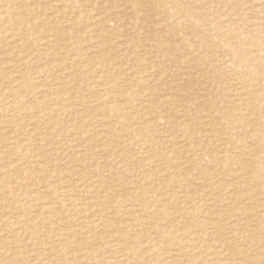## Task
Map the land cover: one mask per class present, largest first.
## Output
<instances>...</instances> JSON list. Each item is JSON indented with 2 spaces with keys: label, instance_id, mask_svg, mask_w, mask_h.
Masks as SVG:
<instances>
[{
  "label": "rangeland",
  "instance_id": "1",
  "mask_svg": "<svg viewBox=\"0 0 264 264\" xmlns=\"http://www.w3.org/2000/svg\"><path fill=\"white\" fill-rule=\"evenodd\" d=\"M159 1L0 0V264H264V0Z\"/></svg>",
  "mask_w": 264,
  "mask_h": 264
},
{
  "label": "bare ground",
  "instance_id": "2",
  "mask_svg": "<svg viewBox=\"0 0 264 264\" xmlns=\"http://www.w3.org/2000/svg\"><path fill=\"white\" fill-rule=\"evenodd\" d=\"M157 1H158V0H157ZM167 1H168V0H167ZM170 1H175V0H170ZM177 1H178V0H177ZM22 2H24V1H22ZM140 2H141V0H140ZM159 2H162V0H160ZM163 2H164V1H163ZM180 2H181V1H180ZM185 2H186V1H185ZM189 2H190V1H189ZM200 2H201V0H195L194 3H196V4H194V5H197V4L200 3ZM142 3H143V2H142ZM164 3H165V2H164ZM187 3H188V2H187ZM187 3H186V7L188 6ZM214 3H215V2H214ZM219 3H220V2H219ZM189 4H190V3H189ZM177 5H178V4H177ZM190 5H191V4H190ZM211 5H212V4H211ZM260 5H261V4H260ZM184 7H185V6H184ZM206 7H207V5H206ZM208 7H209V6H208ZM165 8H166V7H165ZM167 8H168V7H167ZM171 8H172V7H171ZM171 8H169V9H171ZM174 9L176 10V6L174 7ZM179 9H180V8H179ZM192 9H193V7H192ZM192 9H190V11H191ZM200 10H201V8H200ZM140 11H141V9L139 8V12H140ZM162 12H164V11H162ZM175 12H177V11H175ZM193 12H194V11H193ZM197 12H199V11H197ZM197 12H196V14H197ZM225 12H226V10H225ZM165 13H166V12H165ZM215 13H216V12H215ZM229 13H230V12H229ZM257 13H259V12H257ZM178 14H180V12H178ZM191 14H192V13H191ZM231 14H232V13H231ZM231 14H230V15H231ZM153 15H154V13H153ZM184 15H185V14H184ZM194 15H195V14H192V17H193ZM227 15H229V14H227ZM142 16L145 17V18H149V17L147 16V14H145V13H142V14L139 15L140 18H143ZM189 16H190V15H189ZM199 16H200V13H199ZM231 16H232V15H231ZM175 17H176V16H175ZM180 17H181V15H180ZM184 17H185V16H184ZM236 17H237V16H236ZM176 18H177V17H176ZM176 18H175V19H176ZM185 18H186V17H185ZM190 18H191V17H190ZM196 18H197V17H196ZM198 18H199V17H198ZM202 18H203V17H202ZM143 19H144V18H143ZM187 19L189 20V18H187ZM254 19H255V18H254ZM188 20H187V21H188ZM194 20H195V19H194ZM179 21H180V20H179ZM183 21H184V19H183ZM191 21H192V18H191ZM210 21H211V20H210ZM141 22H143V21H141ZM188 22H189V21H188ZM198 22H199V21H198ZM211 22H212V21H211ZM215 22H216V21H215ZM217 22H218V21H217ZM3 23H4V22H3ZM185 23H186V22H185ZM193 23H194V22H193ZM141 24H142V23H141ZM197 24H198V23H197ZM251 25H252V24H251ZM183 26H184V25H183ZM223 26H225V25H223ZM199 27H200V26H199ZM227 27H228V25H227ZM200 28H201V27H200ZM207 28H208V27H207ZM207 28H206V30H207ZM222 28H223V27H222ZM222 28H221V29H222ZM242 28H243V27H242ZM219 29H220V28H219ZM259 29H260V27H259ZM212 30H213V29H212ZM227 30H228V29H227ZM260 30H261V29H260ZM194 31H195V30H194ZM206 32H207V31H206ZM210 32H212V31H210ZM217 32H219V31H217ZM214 33H216V32H214ZM223 33H224V32H223ZM0 34H1V33H0ZM140 34H141V33H140ZM207 34H209V33H207ZM202 36H203V35H202ZM202 36H200V37H202ZM211 36H212V35H211ZM222 36H223V35H222ZM206 37H207V36H206ZM206 37H205V38H206ZM9 38H10V37H9ZM211 38H212V37H211ZM211 38H210V39H211ZM225 38H226V37H225ZM201 39H202V38H201ZM7 40H8V39H7ZM7 40H6V41H7ZM10 41H11V40H10ZM13 42H14V40H13ZM197 42H198V41H197ZM223 43H224V42H223ZM187 45H188V44H187ZM141 46H142V45H141ZM200 46H201V45H200ZM190 47H191V46H190ZM207 47H208V46H207ZM191 48H192V47H191ZM193 48H194V47H193ZM243 48H244V47H243ZM180 50H181V49H180ZM199 50H200V49H199ZM235 50H236V49H235ZM186 51H187V50H186ZM207 51H208V50H207ZM236 51H237V50H236ZM182 52H183V51H182ZM192 52H193V51H192ZM221 52H222V51H221ZM230 53H231V52H230ZM240 53H241V52H240ZM183 54H184V53H183ZM232 54H233V53H232ZM174 55H175V54H174ZM210 56H211V55H210ZM191 57H192V56H191ZM232 57L234 58L233 55H232ZM164 58H165V56H164ZM174 58H175V56H174ZM192 58H193V57H192ZM157 59H158V58H157ZM165 59H166V58H165ZM204 59H206V58H204ZM238 59H239V58H238ZM161 60H162V59H161ZM190 60H193V59H190ZM236 60H237V59H236ZM4 61H5V60H4ZM150 61H152L151 58H150ZM156 61H157V60H156ZM193 61H194V60H193ZM238 61H239V60H238ZM27 62H28V61H27ZM139 62H140V61H139ZM161 62H162V61H161ZM184 62H185V61H184ZM191 62H192V61H191ZM234 62H235V61H234ZM8 63H9V62H8ZM162 63H163V62H162ZM180 63H181V62H180ZM182 63H183V62H182ZM194 63H195V62H194ZM209 63H210V62H208V64H209ZM246 63H247V62H245L244 65H246ZM1 64H2V63H1ZM6 64H7V63H6ZM152 64H153V63L151 62V65H152ZM206 64H207V63H206ZM233 64H234V63H233ZM137 65H139V64H137ZM158 65H159V63H158ZM183 65H184V64H183ZM187 65H188V64H187ZM211 65H213V64H211ZM211 65H210V66H211ZM0 66H1V65H0ZM2 66H3V65H2ZM7 66H8V65H7ZM9 66H10V65H9ZM197 66H198V64H197ZM231 66H232V65H231ZM10 67H13V66H10ZM55 67H57V66H55ZM60 67H61V66H59V69H60ZM62 67H63V66H62ZM139 67H140V66H139ZM152 67H154V66H152ZM175 67H176V66H175ZM239 67H240V66H239ZM14 68H15V67H14ZM166 68H167V67H166ZM181 68H182V67H181ZM181 68H180V69H181ZM198 68H199V67H198ZM204 68H205V67H204ZM223 68H224V67H223ZM230 68H231V67H230ZM10 69H11V68H10ZM15 69H16V68H15ZM59 69H58V70H59ZM66 69H67V68H66ZM161 69H162V68H161ZM170 69H172V68H170ZM185 69H186V68H185ZM206 69H207V68H206ZM210 69H211V68H210ZM210 69H209V70H210ZM101 70H102V69H101ZM162 70H163V69H162ZM164 70H165V69H164ZM191 70H192V69H191ZM244 70H245V68H244ZM11 71H12V70H11ZM13 71H14V70H13ZM54 71H55V70H54ZM61 71H62V70H61ZM146 71H147V69H146ZM152 71H153V70H152ZM157 71H158V70H157ZM193 71H194V70H193ZM215 71H216V70H214V72H215ZM3 72H4V71H3ZM55 72H56V71H55ZM96 72H97V71H96ZM122 72H123V71H122ZM148 72H149V71H148ZM153 72H154V71H153ZM155 72H156V71H155ZM160 72H162V71H160ZM170 72H171V70H170ZM216 72H217V71H216ZM218 72H220V71H218ZM102 73H103V72H102ZM156 73H158V72H156ZM210 73H212V72L210 71ZM61 74H62V73H61ZM97 74H98V73H97ZM4 75H8V73H6V74L4 73ZM100 75H101V74H100ZM146 75H148V74H146ZM151 75H152V74H151ZM239 76H240V74H239ZM19 77H20V76H19ZM100 77H101V76H100ZM141 77H142V76H141ZM9 78H10V77H9ZM14 78H15V77H14ZM16 78H17V77H16ZM20 78H23V76L20 77ZM62 78H63V77H62ZM102 78H103V77H102ZM142 78H143V77H142ZM150 78H151V77H150ZM155 78H156V77H155ZM11 81H12V80H11ZM159 81H160V80H159ZM162 81H163V80H162ZM218 81H219V80H218ZM218 81H217V82H218ZM223 81H224V79H223ZM13 82H14V81H13ZM100 82H101V81H100ZM167 82H168V81H167ZM10 84H12V83H10ZM104 84H105V82H104ZM160 84H161V83H160ZM96 85H97V84H96ZM96 85H95V86H96ZM142 85H143V84H142ZM166 85H167V84H166ZM171 85H172V84H171ZM211 85H212V84H211ZM233 85H234V84H233ZM2 86H3V85H2ZM229 86H230V85H229ZM5 87H6V86H5ZM97 87H98V85H97ZM173 87H174V86H173ZM173 87H171V88H173ZM116 88H117V87H116ZM163 88H164V87H162V89H163ZM174 88H175V87H174ZM174 88H173V89H174ZM16 89H17V88H16ZM238 89H239V88H238ZM56 90H57V89H56ZM165 90H166V89H165ZM222 90H223V89H222ZM58 91H59V90H58ZM95 91H96V90H95ZM99 91H100V90H99ZM155 91H157V90H155ZM59 92H60V91H59ZM111 92H112V91H111ZM175 92H176V91H175ZM210 92H212V91H210ZM9 93H10V92H9ZM9 93H6V94H9ZM15 93H16V92H15ZM113 93H114V92H113ZM235 93H236V92H235ZM95 94H96V93H95ZM126 94H127V93H126ZM168 94H170V93H168ZM209 94H211V93H209ZM209 94H208V95H209ZM212 94H213V93H212ZM225 94H226V93H225ZM239 94H240V93H239ZM239 94H238V95H239ZM10 95H12V93H11ZM14 95H15V94H14ZM140 95H141V94H140ZM140 95H139V96H140ZM226 95H227V94H226ZM6 96H7V95H6ZM6 96H5V98H6ZM172 96H174V95H172ZM210 96H211V95H210ZM3 97H4V96H2L1 99H2ZM110 97H111V96H110ZM116 97H117V96H116ZM227 97H229V96H227ZM8 98H9V96H8ZM11 98H12V97H11ZM111 98H113V97H111ZM224 98H225V97H224ZM245 98H246V96H245ZM16 99H17V98H16ZM16 99H15V100H16ZM23 99H24V98H23ZM68 99H69V98H68ZM105 99H106V98H105ZM146 99H147V98H146ZM213 99H214V98H213ZM246 99H247V98H246ZM3 100H5V99L3 98L2 101H3ZM13 100H14V99H13ZM15 100H14V101H15ZM114 100H115V99H114ZM131 100H133V99H131ZM59 101H60V100H59ZM65 101H66V100H65ZM107 101H108V100H107ZM129 101H130V100H129ZM133 101H134V100H133ZM168 101H169V99H168ZM105 102H106V101H105ZM115 102H116V101H115ZM118 102H119V101H118ZM122 102H124V100H123ZM256 102H257V101H256ZM3 103H4V102H3ZM20 103H21V102H20ZM55 103H57V102H55ZM62 103H63V102H62ZM142 103H143V102H142ZM142 103H140V105H141ZM208 103H209V102H208ZM21 104H22V103H21ZM47 104H48V103H47ZM51 104H53V103H51ZM94 104H95V103H94ZM130 104H131V103H130ZM138 104H139V103H138ZM171 104H172V103H171ZM171 104H170V105H171ZM215 104H216V103H215ZM241 104H242V103H241ZM18 105H19V104H17V106H18ZM146 105H147V104H146ZM207 105H209V104H207ZM48 106H49V105H48ZM59 106H62V105H59ZM147 106H148V105H147ZM209 106H210V105H209ZM94 107H95V106H94ZM124 107H125V106H124ZM141 107H142V106H141ZM213 107H215V106H213ZM213 107H212V108H213ZM233 107H235V106H232V108H233ZM250 107H251V105H250ZM52 108H53V107H52ZM246 108H247V107H246ZM248 108H249V107H248ZM57 109H58V108H57ZM60 109H61V108H60ZM111 109H112V108H111ZM115 109H116V108H115ZM220 109H221V108H220ZM236 109H237V108H236ZM62 110H63V109H62ZM130 110H131V109H130ZM233 110H234V109H233ZM117 111H119V110H117ZM227 111H228V110H227ZM239 111H240V110H239ZM35 112H36V111H35ZM102 112H103V111H102ZM111 112H113V109H112ZM233 112H234V111H233ZM235 112H236V114H237L238 110H236ZM68 113H69V112H68ZM183 113H184V112H183ZM64 114H65V113H64ZM175 114H176V113H175ZM69 115H70V114H69ZM75 115H76V114H75ZM61 116H62V115H61ZM76 116H77V115H76ZM184 116H185V114H184ZM198 116H199V115H198ZM206 116H208V115L206 114ZM255 116H256V115H255ZM112 117H113V116H112ZM238 119H239V118H238ZM253 119H254V118H253ZM209 120H210V119H209ZM36 121H37V120H36ZM210 121H211V120H210ZM210 121H208V123H209ZM230 121H231V120H230ZM254 121H256V120H254ZM33 122H34V121H33ZM210 123H211V122H210ZM210 123H209V125H210ZM236 123H237V122H236ZM73 124H74V123H73ZM127 124H128V123H127ZM263 124H264V123H263ZM129 126H131V125L129 124ZM204 126H206L205 123H204ZM1 127H2V126H1ZM115 127H116V126H115ZM25 128H26V127H25ZM74 128H75V127H74ZM8 130H9V129H8ZM16 132H17V131H16ZM15 134H16V133H15ZM82 135H83V134H82ZM110 135H111V134H110ZM166 135H167V134H166ZM0 136H2V135H0ZM4 136H5V135H4ZM16 136H17V135H16ZM16 136H15V137H16ZM18 136H20V135L18 134ZM18 136H17V137H18ZM166 137H167V136H166ZM4 138H5V137H4ZM5 139H6V138H5ZM5 139H4V140H5ZM14 139H15V138H14ZM19 139H20V138H19ZM260 139H261V138H260ZM5 141H7V140H5ZM262 141H263V140H262ZM2 142H4V141H2ZM13 142H14V141H13ZM18 142H19V141H18ZM18 142H17V143H18ZM66 142H67V141H66ZM17 143H16V144H17ZM19 144H20V143H19ZM21 144H22V143H21ZM27 145H28V144H27ZM77 146H78V145H77ZM1 149H2V148H1ZM1 149H0V150H1ZM21 150H22V149H21ZM39 157H40V156H39ZM39 157H38V158H39ZM40 158H41V157H40ZM159 166H160V165H159ZM162 167H164V166H162ZM36 168H37V167H36ZM12 170H13V169H12ZM235 170H236V169H235ZM181 172H182V171H181ZM159 173H160V172H159ZM160 174H161V173H160ZM28 175H29V174H28ZM31 175H32V174H31ZM166 175H167V174H166ZM210 175H212V174H210ZM227 175H228V174H227ZM25 176H26V175H25ZM162 176H163V175H162ZM26 177H27V176H26ZM163 177H164V176H163ZM236 177H237V176H236ZM206 178H207V177H206ZM206 178H204V179H206ZM211 178H213V177H211ZM3 179H4V177H3ZM143 179H144V178H143ZM154 179H155V178H154ZM162 179H163V178H162ZM148 180H149V179H148ZM151 180H152V179H151ZM157 180H158V179H157ZM3 181H4V180H3ZM155 181H156V180H155ZM170 181H171V180H170ZM161 182H162V181H161ZM254 182H255V181H254ZM4 183H6V181H5ZM180 187H181V186H180ZM247 188H248V186H247ZM253 188H254V187H253ZM2 189H3V188H2ZM4 189H5V188H4ZM172 189H173V188H172ZM240 189H241V188H240ZM4 191H5V190H4ZM256 191H257V190H256ZM256 191H255V192H256ZM2 192H3V191H2ZM202 192H203V191H202ZM207 192H208V191H207ZM209 192H210V194L212 193L211 191H209ZM258 192H259V191H258ZM4 193H6V192H4ZM205 193H206V192H205ZM210 194H209V195H210ZM260 196H261V195H260ZM227 197H228V196H227ZM194 198H195V197H194ZM243 198H244V197H243ZM232 199H233V198H232ZM259 199H260V198H259ZM211 200H212V199H211ZM211 200H210V201H211ZM199 201H200V200H199ZM201 201H202V200H201ZM206 201H207V200H206ZM237 201H238V200H237ZM2 202L4 203L5 201H2ZM6 202H7V201H6ZM208 203H209V202H208ZM4 204H5V203H4ZM7 204H8V202H7ZM200 204H201V203H200ZM209 205H210V204H209ZM3 206H4V205H3ZM206 206H208V205H206ZM212 210H213V209H212ZM101 211H102V210H101ZM110 212H111V211H110ZM213 213H214V212H213ZM219 213H220V211H219ZM107 214H108V213H107ZM211 215H212V214H211ZM230 217H231V215H230ZM256 217H257V216H256ZM221 222L223 223V221H221ZM221 222H220V223H221ZM247 222H248V221H247ZM240 223H241V222H240ZM242 225H243V224H242ZM116 229H117V228H116ZM245 229H246V228H245ZM232 230H233V229H232ZM81 233H82V232H81ZM72 235H74V234H72ZM63 236H64V235H63ZM80 240H81V239H80ZM73 241H74V240H73ZM124 242H125V241H124ZM72 243H73V242H72ZM107 243H108V242H107ZM126 243H127V242H126ZM132 243H133V242H132ZM61 245H62V244H61ZM106 245H107V244H106ZM222 246H223V245H222ZM58 247L60 248V246H58ZM62 247H63V246H62ZM62 247H61V248H62ZM75 248H76V247H75ZM105 248H107V247L105 246ZM107 249H109V248H107ZM109 250H110V249H109ZM109 250H108V251H109ZM64 252H66V251H64ZM110 253H111V252H110ZM60 258H61V257H60ZM244 260H245V259H244ZM52 261H53V260H52ZM65 261H66V260H65ZM72 261H73V260H72ZM113 261H114V260H113ZM63 262H64V261H63ZM49 263H50V262H49ZM66 263H67V262H66ZM114 263H115V262H114ZM261 263H262V262H261ZM110 264H111V263H110ZM172 264H173V263H172Z\"/></svg>",
  "mask_w": 264,
  "mask_h": 264
}]
</instances>
